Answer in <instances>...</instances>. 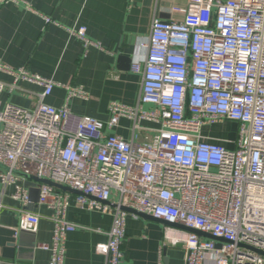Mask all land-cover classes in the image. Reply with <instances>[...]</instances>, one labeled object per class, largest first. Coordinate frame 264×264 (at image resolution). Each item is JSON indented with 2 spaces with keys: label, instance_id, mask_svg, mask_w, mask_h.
<instances>
[{
  "label": "built area",
  "instance_id": "built-area-1",
  "mask_svg": "<svg viewBox=\"0 0 264 264\" xmlns=\"http://www.w3.org/2000/svg\"><path fill=\"white\" fill-rule=\"evenodd\" d=\"M163 1L155 0L141 44L145 58L131 66L140 76L138 101L133 107L112 102L106 122L83 116L70 128L67 104L43 103L58 84L0 63V72L13 79L0 81V94L17 90L18 82L43 89L31 109L0 105V165L6 168L0 184L13 186L22 205L14 234L34 233L39 223L27 210L32 201L24 184L33 181L20 172L79 192L80 209L110 215L107 243L99 247L105 264L123 259L128 213L122 208L221 239L174 228V237L165 238L183 247L185 264H264L256 252L264 253V0H186L170 8L181 18L167 20L157 15ZM8 2L19 0H0ZM85 32L74 34L87 46ZM65 88L67 99L83 95ZM121 118L131 122L128 141L109 133ZM222 122L237 125L235 138L203 136L204 127ZM140 132L149 135L140 141ZM34 183L37 203L53 211L51 243L38 247L50 251L48 264H63L66 235L79 226L66 220L67 194ZM113 194L117 201L110 203Z\"/></svg>",
  "mask_w": 264,
  "mask_h": 264
},
{
  "label": "crops",
  "instance_id": "crops-1",
  "mask_svg": "<svg viewBox=\"0 0 264 264\" xmlns=\"http://www.w3.org/2000/svg\"><path fill=\"white\" fill-rule=\"evenodd\" d=\"M185 2L163 1L157 8L158 17L164 20L181 18L179 14H171L170 8L172 5L183 6ZM154 9L155 0L0 3V63L13 69L23 68L58 84L43 103L54 108L67 104L70 128L83 116L106 122L112 102L133 107L138 101L140 76L131 71V66L145 58L146 51L141 44L146 42ZM45 18L51 22L46 23ZM79 28H85L86 38L92 44L84 45L74 34ZM0 81L10 84L13 79L0 72ZM66 86L79 89L83 95L67 99ZM17 88L19 90L10 93L4 90L0 94L1 107L10 103L31 109L43 90L26 82H18ZM141 126L155 127L149 122H143ZM214 126L204 127L203 136L217 142L228 139L222 131L214 130ZM109 133L128 141L131 122L121 118ZM148 135L140 132V141ZM19 184L23 185L21 181ZM31 184L28 190L32 205L27 210L39 215V223L34 233L19 232L17 235L13 228L18 223V209L22 205L12 197L13 186L0 184V202L4 207L0 211V263L48 264L50 261V251L38 246L51 243L53 223L49 217L53 211L37 203V187L34 182ZM58 191L68 196L66 220L79 226L66 235L63 264H105L99 247L107 243L110 215L80 209L75 203L76 194ZM116 201L113 194L110 203ZM174 228L161 221L128 214L120 264H158L159 254L162 264H185L183 247L173 246L165 238L166 235L174 237Z\"/></svg>",
  "mask_w": 264,
  "mask_h": 264
},
{
  "label": "water",
  "instance_id": "water-1",
  "mask_svg": "<svg viewBox=\"0 0 264 264\" xmlns=\"http://www.w3.org/2000/svg\"><path fill=\"white\" fill-rule=\"evenodd\" d=\"M0 168L3 169V170H6V168H5L4 166H2V165H0ZM15 174H16V175H19V176H22V177H25V178H27V179L33 181V182H36V183L47 184V185H50V186H52V187H54V188H56V189H58V190H61V191H64V192H70V193H73V194H76V195H80V193L77 192V191H75V190H72V189H70V188H68V187H64V186H61V185H58V184L52 183V182H50V181L40 180V179L33 178V177H28V176H26V175H24V174H22V173H20V172H15ZM30 185H32V184H31L29 181L25 182V184H24L25 187H28V186H30ZM37 192H38V191H37ZM122 210H123L124 212H127L128 214H135V215H137V217H146V218L154 219V220H156V221H160V220H157V219L153 218V217L150 216V215L140 214V213H137V212H135V211H133V210H131V209H128V208H122ZM161 222L164 223L165 225L170 226V227H176V228H180V229H183V230H186V231H189V232L196 233L197 235H199V236H201V237H204V238H207V239H210V240H215V241H219V240H220V241H221V239H216V238L212 237L211 235H206V234H202V233H200V232H198V231H194V230L186 229V228H184V227H182V226H180V225L170 224V223H165V222H163V221H161ZM217 247H219V245H217ZM256 252H257L258 254L264 256V253H263V252H260V251H256Z\"/></svg>",
  "mask_w": 264,
  "mask_h": 264
},
{
  "label": "rangeland",
  "instance_id": "rangeland-1",
  "mask_svg": "<svg viewBox=\"0 0 264 264\" xmlns=\"http://www.w3.org/2000/svg\"><path fill=\"white\" fill-rule=\"evenodd\" d=\"M214 130L222 131L225 137L228 139H233L236 136L237 125L231 122H222L214 126Z\"/></svg>",
  "mask_w": 264,
  "mask_h": 264
}]
</instances>
